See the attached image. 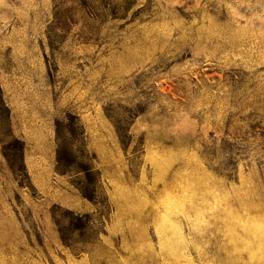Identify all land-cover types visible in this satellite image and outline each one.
Returning a JSON list of instances; mask_svg holds the SVG:
<instances>
[{"label": "rangeland", "instance_id": "rangeland-1", "mask_svg": "<svg viewBox=\"0 0 264 264\" xmlns=\"http://www.w3.org/2000/svg\"><path fill=\"white\" fill-rule=\"evenodd\" d=\"M0 264H264V0H0Z\"/></svg>", "mask_w": 264, "mask_h": 264}, {"label": "trees", "instance_id": "trees-1", "mask_svg": "<svg viewBox=\"0 0 264 264\" xmlns=\"http://www.w3.org/2000/svg\"><path fill=\"white\" fill-rule=\"evenodd\" d=\"M126 135H124V137H125ZM89 220L88 221H84V223L83 224H81V225H84V226H82V227H85L86 225H88L89 223ZM87 227V226H86Z\"/></svg>", "mask_w": 264, "mask_h": 264}]
</instances>
